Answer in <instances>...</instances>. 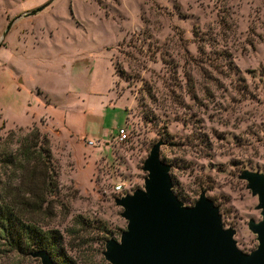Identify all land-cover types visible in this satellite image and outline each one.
I'll list each match as a JSON object with an SVG mask.
<instances>
[{"label": "rangeland", "instance_id": "obj_1", "mask_svg": "<svg viewBox=\"0 0 264 264\" xmlns=\"http://www.w3.org/2000/svg\"><path fill=\"white\" fill-rule=\"evenodd\" d=\"M32 126L59 168L50 226L74 264H110L127 226L115 187H144L159 140L178 198L205 192L251 252L262 217L239 174L264 173V0H0V141L14 130L16 149ZM0 264L41 263L0 239Z\"/></svg>", "mask_w": 264, "mask_h": 264}, {"label": "water", "instance_id": "obj_2", "mask_svg": "<svg viewBox=\"0 0 264 264\" xmlns=\"http://www.w3.org/2000/svg\"><path fill=\"white\" fill-rule=\"evenodd\" d=\"M163 144L162 140L153 144L144 161V187L116 198L127 226L119 240H106L104 258L110 264H264V173L244 169L239 174L257 197L256 209L262 217L248 222L258 245L247 253L238 248L236 230L224 227L219 207L205 192L192 206L174 193L171 165L161 158ZM30 255L41 264H57L47 250Z\"/></svg>", "mask_w": 264, "mask_h": 264}, {"label": "trees", "instance_id": "obj_3", "mask_svg": "<svg viewBox=\"0 0 264 264\" xmlns=\"http://www.w3.org/2000/svg\"><path fill=\"white\" fill-rule=\"evenodd\" d=\"M15 138L12 130L0 141V239L22 255L47 250L57 264H74L62 252L61 232L50 226L56 216L51 197L60 188L50 140L36 126L11 149Z\"/></svg>", "mask_w": 264, "mask_h": 264}, {"label": "built area", "instance_id": "obj_4", "mask_svg": "<svg viewBox=\"0 0 264 264\" xmlns=\"http://www.w3.org/2000/svg\"><path fill=\"white\" fill-rule=\"evenodd\" d=\"M128 139H129V129H128V127L127 126L120 127L118 129V132H117V135H116L117 142L122 143V142L127 141ZM87 144L94 145L95 143H93L92 141H87ZM115 191L117 193H120V196H123V195L126 194V192L123 191V185L121 183L116 185Z\"/></svg>", "mask_w": 264, "mask_h": 264}, {"label": "crops", "instance_id": "obj_5", "mask_svg": "<svg viewBox=\"0 0 264 264\" xmlns=\"http://www.w3.org/2000/svg\"><path fill=\"white\" fill-rule=\"evenodd\" d=\"M110 99H109V101H108V105H110V102H111V98H112V91L110 92ZM33 123V122H32ZM31 123V124H32ZM62 128V132H63V134L65 135V136H69V137H72L73 136V134L71 133V131L69 130V129H66V128H64V127H61Z\"/></svg>", "mask_w": 264, "mask_h": 264}]
</instances>
